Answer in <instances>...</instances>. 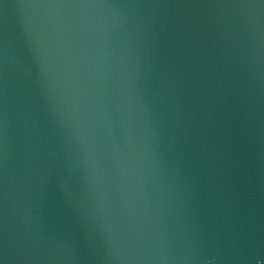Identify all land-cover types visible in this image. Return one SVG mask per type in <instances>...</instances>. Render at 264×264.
I'll return each mask as SVG.
<instances>
[{
    "label": "water",
    "instance_id": "1",
    "mask_svg": "<svg viewBox=\"0 0 264 264\" xmlns=\"http://www.w3.org/2000/svg\"><path fill=\"white\" fill-rule=\"evenodd\" d=\"M0 264H264V0H0Z\"/></svg>",
    "mask_w": 264,
    "mask_h": 264
}]
</instances>
